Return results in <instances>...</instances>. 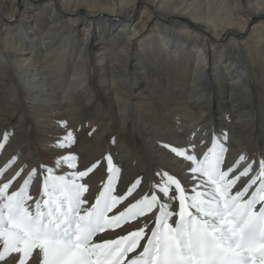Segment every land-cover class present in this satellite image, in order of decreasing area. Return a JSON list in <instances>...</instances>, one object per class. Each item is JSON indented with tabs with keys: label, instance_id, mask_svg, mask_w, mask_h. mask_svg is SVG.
Masks as SVG:
<instances>
[{
	"label": "bare ground",
	"instance_id": "6f19581e",
	"mask_svg": "<svg viewBox=\"0 0 264 264\" xmlns=\"http://www.w3.org/2000/svg\"><path fill=\"white\" fill-rule=\"evenodd\" d=\"M261 17L264 0H0V168L15 158L0 180L41 163L67 174L54 160L74 153L78 167L111 154L125 183H191L162 144L202 154L215 137L226 163L253 164L247 182L264 159ZM68 130L72 146L49 147Z\"/></svg>",
	"mask_w": 264,
	"mask_h": 264
},
{
	"label": "snow or ice",
	"instance_id": "6c2138e0",
	"mask_svg": "<svg viewBox=\"0 0 264 264\" xmlns=\"http://www.w3.org/2000/svg\"><path fill=\"white\" fill-rule=\"evenodd\" d=\"M74 142L68 130L49 147ZM162 146L187 162L191 183L167 170L125 183L111 154L78 167L74 153L54 160L67 174L41 163L0 180V264H264V159L244 182L253 164L242 166L244 155L226 163L215 137L202 154L195 145ZM104 162L106 178L93 194L90 174Z\"/></svg>",
	"mask_w": 264,
	"mask_h": 264
}]
</instances>
